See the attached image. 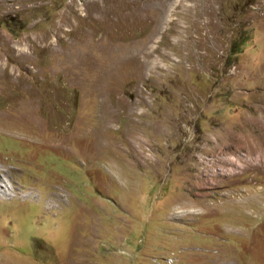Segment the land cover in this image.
<instances>
[{
    "label": "rangeland",
    "instance_id": "obj_1",
    "mask_svg": "<svg viewBox=\"0 0 264 264\" xmlns=\"http://www.w3.org/2000/svg\"><path fill=\"white\" fill-rule=\"evenodd\" d=\"M0 178V264H264V0H0Z\"/></svg>",
    "mask_w": 264,
    "mask_h": 264
},
{
    "label": "bare ground",
    "instance_id": "obj_2",
    "mask_svg": "<svg viewBox=\"0 0 264 264\" xmlns=\"http://www.w3.org/2000/svg\"><path fill=\"white\" fill-rule=\"evenodd\" d=\"M222 163H224V162H228V160H224V159H219ZM232 160V159H231ZM230 160V161H231ZM219 161V162H220ZM252 163V162H251ZM253 164H254V166H256V167H259V165H260V163H256V162H253ZM3 178H4V176H3ZM6 179V178H5ZM8 190H9V187H8V185L6 184V182H5V180L3 179H1L0 178V192L1 193H3V194H8L9 192H8Z\"/></svg>",
    "mask_w": 264,
    "mask_h": 264
}]
</instances>
